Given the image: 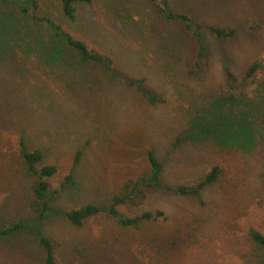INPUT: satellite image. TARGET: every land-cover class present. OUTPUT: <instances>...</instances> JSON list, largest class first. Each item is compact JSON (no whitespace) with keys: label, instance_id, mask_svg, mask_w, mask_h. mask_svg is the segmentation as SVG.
<instances>
[{"label":"rangeland","instance_id":"374dc122","mask_svg":"<svg viewBox=\"0 0 264 264\" xmlns=\"http://www.w3.org/2000/svg\"><path fill=\"white\" fill-rule=\"evenodd\" d=\"M36 1L38 17L109 55L114 72L74 56L63 66L26 56L17 36L35 44L45 26L0 0V229L27 226L0 238V264H42L40 236L55 242L59 264H264V246L251 238L264 235V62L251 79L243 76L264 56V0H169L174 12L204 25L209 65L200 73L190 72L196 48L189 35L162 23L149 0L78 4L71 22L60 0ZM208 26L237 35L218 40ZM123 78L141 81L158 100ZM21 136L42 150L41 165L59 168L44 216L30 208L33 178L18 155ZM148 150L172 188L198 183L214 166L222 177L191 197L153 189L139 207L120 208L162 210L164 220L124 227L104 213L83 228L66 220L86 204L109 208L126 180L149 173Z\"/></svg>","mask_w":264,"mask_h":264},{"label":"trees","instance_id":"16d2710c","mask_svg":"<svg viewBox=\"0 0 264 264\" xmlns=\"http://www.w3.org/2000/svg\"><path fill=\"white\" fill-rule=\"evenodd\" d=\"M5 1L8 2L9 0ZM12 1L16 3L24 15H31L33 21L39 23V26L44 25L48 33L43 41L35 42V44L24 35L17 36L20 41V49L26 56L31 55L32 53H28L32 51L40 62L41 58H46L57 66H63L67 57L73 58L74 56L73 59H76L78 64L82 66L95 64L102 67L106 72H114V62L109 55L91 49L85 41L67 32L61 24H57L51 19L38 17L36 13L39 9V5L36 0ZM149 1L162 23L165 25L179 24L189 35L196 48V57L191 64L190 72H202L207 65H209L205 57L203 43L204 25L196 22L186 14L174 12L169 0ZM92 3L93 0H60L61 14L68 22L74 21L76 19L77 5H91ZM207 28L212 36L218 40L234 39L237 35V30L235 28H220L216 26H208ZM263 62L264 56L245 72L243 75L244 80L251 79L256 74L259 67L262 66L261 64ZM229 65L230 64L226 62L224 69L226 71L228 83L232 85L237 78L229 70ZM123 79L126 83L136 87L145 99L152 102L158 100L157 96L152 91L141 88V81L129 78ZM18 155L23 161L27 173L33 178L30 208L34 213L44 216L51 208L49 203L58 193V191L51 190L49 180L58 174L59 168L54 164L41 165L44 162V153L41 149H31L24 136H21L18 142ZM80 155L81 152H78L77 161H79ZM146 162L149 167V173L141 175L136 179L131 178L126 180L121 185L119 192L112 197L113 200L109 208L106 209L97 204H86L79 209H73L67 212L65 214L66 220L76 228H83L89 220L102 216L104 213H107L124 227H137L141 223L164 220L166 215L165 211L163 212L162 210L146 211L138 215H128L120 210V208L123 206H127L128 208L139 207L147 200L149 192L153 189L171 191L179 197H191L198 193H202L204 190L218 183L223 174L219 166H214L198 183L190 186L178 185L172 188L164 180L163 164L156 157L154 151L148 150L146 152ZM65 181L71 186L75 184L72 176L67 177ZM26 229L27 226L23 224H10L0 229V238H8ZM251 238L256 244L264 246V235L262 233L252 231ZM39 244L42 252V264H59L56 257L55 242L47 236H40Z\"/></svg>","mask_w":264,"mask_h":264}]
</instances>
